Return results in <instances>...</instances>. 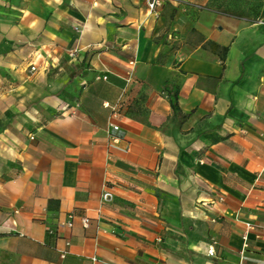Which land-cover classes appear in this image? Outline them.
Masks as SVG:
<instances>
[{"label":"crops","instance_id":"0c3cea01","mask_svg":"<svg viewBox=\"0 0 264 264\" xmlns=\"http://www.w3.org/2000/svg\"><path fill=\"white\" fill-rule=\"evenodd\" d=\"M240 255L264 264V0H0V264Z\"/></svg>","mask_w":264,"mask_h":264},{"label":"built area","instance_id":"2783aa9c","mask_svg":"<svg viewBox=\"0 0 264 264\" xmlns=\"http://www.w3.org/2000/svg\"><path fill=\"white\" fill-rule=\"evenodd\" d=\"M165 1L167 0H145V3H146V6H147V9L150 13H154L155 10L160 7ZM35 68L34 67H31L30 70L33 71ZM131 78V71L128 73V79H127V82L130 80ZM114 110V109H113ZM110 132H111V135L112 133L114 134H117L120 132L119 130V127L117 125H114V124H111L110 126ZM119 136L118 135H113V142L116 143V141L118 140ZM217 201L219 202H222L223 201V197L222 196H217ZM212 205V202L209 204V206ZM87 223H88V220L87 219H83V226H87ZM68 226H71V222L67 223ZM256 228V226L250 222H245L244 223V231H243V234H242V240H243V251L248 247V244H247V241H248V235L249 233L254 230ZM65 245L68 246L69 245V242L66 241L65 242ZM60 256L61 257H64L65 256V251H61L60 252ZM242 254V252H241ZM209 255H213V251L212 249L209 250ZM237 264H245L244 261H243V257L242 255H240L239 257V260H238V263Z\"/></svg>","mask_w":264,"mask_h":264},{"label":"trees","instance_id":"16d2710c","mask_svg":"<svg viewBox=\"0 0 264 264\" xmlns=\"http://www.w3.org/2000/svg\"><path fill=\"white\" fill-rule=\"evenodd\" d=\"M170 100H171V103H174V95H171Z\"/></svg>","mask_w":264,"mask_h":264}]
</instances>
